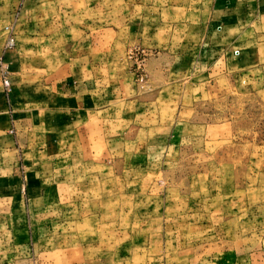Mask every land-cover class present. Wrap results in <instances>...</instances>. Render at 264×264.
I'll use <instances>...</instances> for the list:
<instances>
[{
  "label": "rangeland",
  "instance_id": "1",
  "mask_svg": "<svg viewBox=\"0 0 264 264\" xmlns=\"http://www.w3.org/2000/svg\"><path fill=\"white\" fill-rule=\"evenodd\" d=\"M185 3L0 0L6 94L9 54L39 75L85 57L117 103L56 148L48 177H0V264H264V47L245 68L203 62L200 34L159 29ZM179 44L183 58L150 65Z\"/></svg>",
  "mask_w": 264,
  "mask_h": 264
},
{
  "label": "crops",
  "instance_id": "2",
  "mask_svg": "<svg viewBox=\"0 0 264 264\" xmlns=\"http://www.w3.org/2000/svg\"><path fill=\"white\" fill-rule=\"evenodd\" d=\"M184 1L189 3L173 6L179 12L184 10L177 24L162 22L159 29L172 26L183 34H200L198 49L203 62L215 67L221 64L227 69L237 59L244 66L241 68L257 63L258 50L264 47V0ZM190 41V46L195 44L194 38ZM183 56L180 44L168 46L150 58V65L160 59L165 66L169 57ZM11 58L8 62L5 56L3 61L15 71L11 91L6 94L0 88V133L7 134V145L0 144L3 189L9 188V181H16L18 187L22 179L48 177L56 148L65 150L70 135L90 138L95 129L104 128L107 113L117 105L114 90L105 84L103 60L82 57V63H76V59H64L60 68L39 75L26 68L17 72L19 64ZM150 72H154L152 67Z\"/></svg>",
  "mask_w": 264,
  "mask_h": 264
},
{
  "label": "built area",
  "instance_id": "3",
  "mask_svg": "<svg viewBox=\"0 0 264 264\" xmlns=\"http://www.w3.org/2000/svg\"><path fill=\"white\" fill-rule=\"evenodd\" d=\"M15 37L14 36H10L7 40V45L8 47H13L15 45Z\"/></svg>",
  "mask_w": 264,
  "mask_h": 264
}]
</instances>
